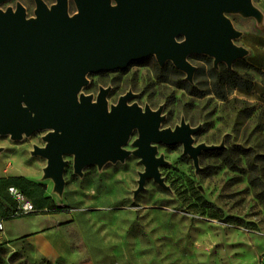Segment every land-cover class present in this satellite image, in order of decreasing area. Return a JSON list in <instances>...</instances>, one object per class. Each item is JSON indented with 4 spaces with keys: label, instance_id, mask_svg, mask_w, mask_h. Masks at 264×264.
Listing matches in <instances>:
<instances>
[{
    "label": "rangeland",
    "instance_id": "obj_1",
    "mask_svg": "<svg viewBox=\"0 0 264 264\" xmlns=\"http://www.w3.org/2000/svg\"><path fill=\"white\" fill-rule=\"evenodd\" d=\"M44 1L49 7L56 2ZM17 3L26 17L35 15V0H4L0 9H15ZM252 3L259 9L264 0ZM76 10L75 1L68 0L69 14ZM226 16L241 32L234 43L245 47L255 17L239 12ZM187 59L195 66L192 81L171 60L160 65L151 54L124 68L88 73L81 90L95 99L100 88H109V107L131 92L130 104L162 107L161 127L174 129L184 120L198 128L192 134L195 145L221 146L201 151L196 170L181 142L156 143L157 156L166 160L159 170L168 188L148 178L135 193L144 170L132 153L137 130L124 144L131 153L123 161L88 164L78 174L73 155L65 154L62 191L44 176L46 158L33 154L34 145H45L47 129L21 139L0 133V176L20 168L23 172L16 175L44 183L64 211L66 228L62 257L39 253L30 238L46 231L54 242L57 229H51L57 226L44 228L54 219L42 211L28 212L39 216L8 223L9 234L42 229L0 243V264H264V73L247 54L230 67L223 61L215 66L207 54L192 53ZM8 193L18 204L23 201L17 190L8 188Z\"/></svg>",
    "mask_w": 264,
    "mask_h": 264
},
{
    "label": "water",
    "instance_id": "obj_2",
    "mask_svg": "<svg viewBox=\"0 0 264 264\" xmlns=\"http://www.w3.org/2000/svg\"><path fill=\"white\" fill-rule=\"evenodd\" d=\"M74 1L73 14L68 0H56L50 7L35 0L33 17H26L21 3L0 9V133L21 139L47 129L45 145H34L33 154L46 158L44 176L58 191L64 186L65 154L73 155L78 174L88 164L123 161L131 153L124 144L134 130L138 136L132 153L144 165L136 194L148 178L168 188L159 170L166 160L157 156L156 143L181 142L198 170L200 152L221 146L195 145L192 134L198 128L184 120L174 129L161 127L162 107L130 104L131 92L110 107L109 88H100L93 99L81 92L86 76L124 68L151 54L160 65L171 60L189 81L195 71L189 54H207L215 66L223 61L230 67L248 50L234 43L241 32L226 14L260 20L261 11L252 0Z\"/></svg>",
    "mask_w": 264,
    "mask_h": 264
},
{
    "label": "crops",
    "instance_id": "obj_3",
    "mask_svg": "<svg viewBox=\"0 0 264 264\" xmlns=\"http://www.w3.org/2000/svg\"><path fill=\"white\" fill-rule=\"evenodd\" d=\"M259 9L262 13V17L260 20H256V18H254L255 20H251V21H254V23L256 24V27L249 30V32L245 36L246 40H245V42H243V45L248 50L247 55L249 57V61L252 63L253 66H255L262 73H264V4H263V6L259 7ZM14 176H24L32 182L44 184V183L39 182L35 179L29 178L25 175H16L15 173L5 174V175H2L0 177L8 178V177H14ZM10 187H13L15 190L20 192V190L18 188L14 187V186H10ZM10 187H8V188H10ZM44 196L50 197L52 199V196L50 193H48V189L46 188V186H45ZM25 198L27 200H29L27 197H25ZM21 204L22 203L20 202L17 205V209L21 213L26 214V215L22 216V217L3 220L4 221L3 231L6 229V232L4 233L3 236L0 237V243L9 242V241L15 240L17 238H21V237H28L31 235H35L39 232L40 229H42L40 227H36L39 229H37L36 231H33V232L22 231L21 233H16L15 235L9 234L10 231L7 228L8 223L13 222V221L15 222L17 220H23V219L39 216L36 214L35 215L29 214L28 212L22 211L21 210ZM44 210H47V209L44 208ZM44 215H47L48 218L54 219L49 225L45 226L44 228H47V227L53 226V225L57 226L56 228L51 229V230H55V231L57 229V240L54 242L49 241L47 239V236L45 234L46 231H45L44 234H39L37 236H34L33 238H30V243L34 247H36V249L39 251V253H42V254L47 255L49 257H52V258L57 257V259H58V258L62 257V255L65 251V239L63 238L62 234L65 232L66 228H65V225H63V218L61 216L62 214L61 213H44ZM48 244L52 247L51 252L49 251Z\"/></svg>",
    "mask_w": 264,
    "mask_h": 264
},
{
    "label": "trees",
    "instance_id": "obj_4",
    "mask_svg": "<svg viewBox=\"0 0 264 264\" xmlns=\"http://www.w3.org/2000/svg\"><path fill=\"white\" fill-rule=\"evenodd\" d=\"M217 149H212V151H216ZM10 186L18 188L21 194L27 197L33 204L35 211H42V214L64 212L62 207L55 205L50 197L44 196V184L32 182L24 176L0 177V220H8L26 215L17 209L18 204L16 199L9 195L8 187ZM44 208L47 210H44Z\"/></svg>",
    "mask_w": 264,
    "mask_h": 264
},
{
    "label": "built area",
    "instance_id": "obj_5",
    "mask_svg": "<svg viewBox=\"0 0 264 264\" xmlns=\"http://www.w3.org/2000/svg\"><path fill=\"white\" fill-rule=\"evenodd\" d=\"M10 190H15L13 187L9 188ZM17 198L22 199L23 201L21 202V210L25 212H31L35 211L33 204L29 201L26 200L25 197L21 194V192L17 191ZM4 229V223L3 220H0V231Z\"/></svg>",
    "mask_w": 264,
    "mask_h": 264
},
{
    "label": "bare ground",
    "instance_id": "obj_6",
    "mask_svg": "<svg viewBox=\"0 0 264 264\" xmlns=\"http://www.w3.org/2000/svg\"><path fill=\"white\" fill-rule=\"evenodd\" d=\"M23 172V170L22 169H20V168H16V169H13V172H15V173H18V172ZM49 248V247H48Z\"/></svg>",
    "mask_w": 264,
    "mask_h": 264
}]
</instances>
